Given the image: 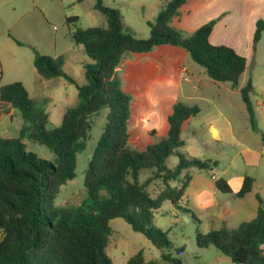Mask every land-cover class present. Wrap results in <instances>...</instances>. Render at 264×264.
Here are the masks:
<instances>
[{"label": "trees", "instance_id": "16d2710c", "mask_svg": "<svg viewBox=\"0 0 264 264\" xmlns=\"http://www.w3.org/2000/svg\"><path fill=\"white\" fill-rule=\"evenodd\" d=\"M94 9L106 18V25L78 29L72 34L92 61L85 65L84 85H78L62 72L64 58L36 54L34 67L40 77L50 80L65 77L78 90L79 101L68 108L62 123L47 129L48 115L38 107L21 82L0 86V104L19 111L23 124L15 138H0V264H114L107 248L112 236L110 221L122 218L132 229L146 237L161 252L168 264H184L172 254V243L155 225V213L169 201L176 209L191 182L190 169L211 171L217 161L202 160L179 153L185 143L182 126L199 114L197 105L178 102L168 117L167 137L142 149L132 148L129 121L131 96L122 87L118 68L127 53H148L169 45L185 49L214 82L230 83L235 89L247 68V59L226 45H213L211 21L191 35L172 26L180 8L188 0H170L153 21H147L150 35L136 37L124 26L121 13L94 0ZM77 17L69 22H76ZM264 32V19L258 20L253 48ZM12 38V37H11ZM20 45V42H17ZM2 74L0 65V76ZM251 78L240 89L250 121L254 119ZM107 110L103 132L85 171L87 196L77 206L56 209L61 187L76 177L78 155L86 150L92 130V117ZM25 141L45 145L55 161L26 152ZM178 154L179 163L168 168L166 162ZM152 175L142 180V174ZM161 190L153 196L152 183ZM255 179L246 176L235 194L244 198L252 192ZM215 185L223 194H233L224 178ZM191 212V211H189ZM200 248L214 246L237 264H264V208L260 206L252 221L236 228L197 232ZM180 253V250H176ZM127 264H157L145 261L138 251Z\"/></svg>", "mask_w": 264, "mask_h": 264}, {"label": "rangeland", "instance_id": "374dc122", "mask_svg": "<svg viewBox=\"0 0 264 264\" xmlns=\"http://www.w3.org/2000/svg\"><path fill=\"white\" fill-rule=\"evenodd\" d=\"M105 1L106 6L123 14L127 30L141 39L149 37L150 28L139 8L133 7V4L130 7L116 4L115 0ZM94 3V0H0V86L23 83L30 97L36 100L38 107L48 115L47 129L59 127L66 110L78 104V90L63 76L50 80L40 77L34 67L36 54L52 58L62 56V72L78 85H84L85 65L92 61L85 53L84 47L73 41L72 34L78 29L106 25L105 16L94 9ZM144 15L149 17L147 12ZM74 17L78 18L76 22L68 21ZM17 42H20V45ZM243 42L242 48L245 51L248 49L249 52L246 72L239 79V87H243L248 78L252 77L254 92L251 98L254 110L256 114H262L261 118L255 119L256 130H253L248 122L241 95L235 88H231L230 83L209 79L205 69L197 65L185 49L163 45L148 53H127L118 68L123 89L132 99V115L128 127L132 136L131 147L140 149L141 146L155 144L166 138L169 129L167 117L172 106L178 102L190 106L198 105L202 110L200 115L190 119V125L183 129L182 139L185 146L179 153L202 160H217L218 166L213 168L215 175H219V170L229 164L230 160L225 155L231 158L238 150H243V146L221 145L212 139L208 124L214 116L219 118L217 127L224 132V121L216 114L218 109L231 119L235 134L242 142L248 145L256 144L260 131L264 128V36L256 52H251L252 45H249L248 41ZM218 88L221 91H218ZM106 114L107 110H103L92 117L93 126L86 150L78 155L76 177L61 187L55 201L56 209L80 205L86 198L85 171L103 132ZM22 124L23 120L17 111L12 124L8 125L9 132L4 137H16ZM4 130L1 129L3 133ZM191 138L198 140V144L193 146ZM25 144L26 152H33L39 158L55 161L54 153L45 145L31 141H25ZM242 160L241 156H238L235 161L240 168L243 166ZM178 163V154H172L166 165L168 168H174ZM194 171L210 178V171ZM151 175V171H145L142 180ZM161 187V183L156 181L150 185L149 192L155 196ZM224 196L232 199L228 194ZM236 202L238 221L248 220L250 203L241 198L236 199ZM155 225L166 233L173 245V256L181 258L184 264H237L214 246L198 247L197 232L211 231L210 224L200 226L192 212L175 210L169 201L155 213ZM110 226L113 233L107 252L114 264H127L130 257L138 251L144 252L146 262L168 264L161 258V252L122 218L111 220ZM176 250H180V253Z\"/></svg>", "mask_w": 264, "mask_h": 264}, {"label": "crops", "instance_id": "0c3cea01", "mask_svg": "<svg viewBox=\"0 0 264 264\" xmlns=\"http://www.w3.org/2000/svg\"><path fill=\"white\" fill-rule=\"evenodd\" d=\"M103 1L104 4L107 5L106 1ZM169 1L170 0H115L116 4H121L126 7H130L131 4H133V7L139 8L146 23L147 21H153ZM145 12H147L149 17H145ZM121 16L122 20H124L122 13ZM262 19H264V0H188L180 8L179 15L173 20L172 26L182 31L185 35H191L203 25L215 21L214 29L210 35V42L213 45H226L232 47L237 53L248 59L249 51L248 49L245 51V49L242 48L243 41L245 40V43L248 41V44L252 45L251 52L253 50L255 52L258 50L264 32L255 49L253 48V37L256 30V23L258 20ZM185 72L186 70H184V73ZM250 78L252 80V77ZM188 81L190 80L188 79ZM231 88L234 89L232 86ZM241 88L242 87H238V89H236L239 94ZM217 90L221 91L219 88ZM227 90L229 89L227 88ZM3 108H5L6 112H3L2 105L0 104V138H15L4 136H6L5 134H8V125L12 124L13 117L17 114V110L11 108L9 105H4ZM201 112L202 110L200 109L198 115H200ZM216 114L218 117H222L224 121V132H221L217 127L216 124L219 122V118L216 119V116H214V119L208 124L212 139L221 145L233 144L239 147L243 146V150H238L231 158H229L228 155H225L230 162L226 168H221L219 170L217 173L219 175H215L213 169L210 171V178L203 176L201 173H196L194 171L195 169L186 171L185 173H189L192 179L183 200L180 203L182 208L192 212V215L200 226L210 224L212 228L211 231L219 230L221 228H236L241 223L252 221L260 206L264 208V128L260 131V137L257 143L248 145V143L242 142L240 137L236 136L232 121L225 113L218 109ZM247 115L249 124L253 130H256L255 119L257 117L261 118L262 114L260 113V115H258L254 110L253 122L250 121L248 112ZM197 116L191 117L184 122L182 126V134L183 129L187 125H190L189 120L196 118ZM1 129H5V133H3ZM191 142L193 146L198 144V140L195 138H191ZM143 147L141 146L140 149ZM238 156H241L243 159V166L241 168L235 164ZM208 160L217 161L212 159ZM249 172L252 173L249 174ZM246 176L255 179L252 192L244 198H241L250 203V209L248 212L249 219L238 221L236 199L239 198L235 197V194L242 188ZM221 177L227 181L232 189L233 194H228L232 199L227 198L217 189L215 182ZM174 209L179 210L176 208Z\"/></svg>", "mask_w": 264, "mask_h": 264}]
</instances>
